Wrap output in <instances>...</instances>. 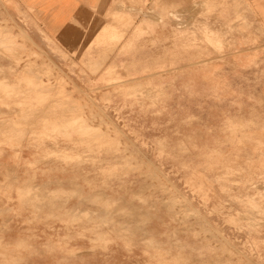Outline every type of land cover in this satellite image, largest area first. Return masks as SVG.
<instances>
[{"label": "rangeland", "instance_id": "obj_1", "mask_svg": "<svg viewBox=\"0 0 264 264\" xmlns=\"http://www.w3.org/2000/svg\"><path fill=\"white\" fill-rule=\"evenodd\" d=\"M14 1L0 264H264V0H111L57 44Z\"/></svg>", "mask_w": 264, "mask_h": 264}, {"label": "crops", "instance_id": "obj_2", "mask_svg": "<svg viewBox=\"0 0 264 264\" xmlns=\"http://www.w3.org/2000/svg\"><path fill=\"white\" fill-rule=\"evenodd\" d=\"M121 1L123 0L118 1L119 5H122L120 4ZM14 2L6 7L9 15H18L19 8L24 11H33L37 16L38 29L31 25L30 30L32 29L33 31L32 36L37 38L39 43L42 42V44L46 43V41L45 43L41 41L42 38H48L50 42L57 44L60 39L65 40L67 43L71 39L83 37L85 34L81 33V31L86 29L83 24L87 20H96L93 16L94 10L111 5V0H15ZM261 12L264 13V7H261ZM22 31L24 30L22 29ZM24 33L26 34L25 31ZM26 36L37 45L29 35L26 34ZM11 179L10 182H23L21 178L14 179V176H11ZM19 183L13 184V186L15 188H23L24 184ZM262 197V199L258 200L253 199L252 205L254 209L262 207L264 215V195Z\"/></svg>", "mask_w": 264, "mask_h": 264}, {"label": "bare ground", "instance_id": "obj_3", "mask_svg": "<svg viewBox=\"0 0 264 264\" xmlns=\"http://www.w3.org/2000/svg\"><path fill=\"white\" fill-rule=\"evenodd\" d=\"M5 29H9L8 27H6V28H0V39L1 38H5L7 41H6V46L5 47H3V48H0V50H1V52H3V53H7L9 50H10V48H12L13 47V44L16 42L15 41V37H16V35L14 34V32H9V30H6V32L4 31ZM17 33V32H16ZM20 36H24V33L22 32V31H19V33H18ZM5 39H3V40H5ZM2 40V41H3ZM2 41H0V44L2 43ZM2 47V46H1ZM31 117V116H30ZM64 119V118H63ZM67 120V119H66ZM46 121V120H45ZM8 122V121H7ZM6 122V123H7ZM2 123V122H1ZM44 123V122H43ZM54 123V122H53ZM52 124V123H51ZM4 125V124H3ZM2 127V126H1ZM14 129V128H13ZM20 132V131H19ZM25 134V133H24ZM29 134V133H28ZM27 134V135H28ZM11 137V136H10ZM100 137V136H99ZM105 140V139H104ZM94 143V142H93ZM74 147V146H73ZM174 190V189H173ZM193 210V209H192ZM223 231V230H222ZM232 248H234V246L232 247Z\"/></svg>", "mask_w": 264, "mask_h": 264}, {"label": "snow or ice", "instance_id": "obj_4", "mask_svg": "<svg viewBox=\"0 0 264 264\" xmlns=\"http://www.w3.org/2000/svg\"><path fill=\"white\" fill-rule=\"evenodd\" d=\"M105 264H112V262L111 261H106Z\"/></svg>", "mask_w": 264, "mask_h": 264}]
</instances>
